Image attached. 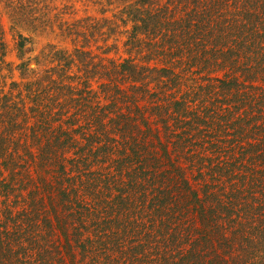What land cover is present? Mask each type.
I'll return each instance as SVG.
<instances>
[{"label":"trees","instance_id":"obj_1","mask_svg":"<svg viewBox=\"0 0 264 264\" xmlns=\"http://www.w3.org/2000/svg\"><path fill=\"white\" fill-rule=\"evenodd\" d=\"M125 12V47L147 55L97 59L109 102L80 138L58 123L83 105V51L1 91L0 264H264V0ZM29 116L32 136L12 138Z\"/></svg>","mask_w":264,"mask_h":264},{"label":"rangeland","instance_id":"obj_2","mask_svg":"<svg viewBox=\"0 0 264 264\" xmlns=\"http://www.w3.org/2000/svg\"><path fill=\"white\" fill-rule=\"evenodd\" d=\"M136 1L0 0V96L1 91L11 95L15 93V90L9 89L12 81L26 82L27 79L43 78L45 70L62 64L58 60L61 53L57 56L54 54L56 51H63L62 55L71 56L77 49L83 51L90 62L88 67H84L85 61L77 62L75 58L74 65L70 66L72 81L76 88L83 90L80 93L83 105L72 101L74 107L70 108L69 113L63 115L58 123L62 124L63 129H73V138H80L74 130L88 123L93 114L92 107L109 102V99H104L106 93H102L99 88L102 79L97 77L98 74L94 75L96 69L92 71L97 59H102V63L106 64L111 60L120 62L127 56H140L142 61L147 55L146 50L138 53L133 49L128 52V46L124 45L133 25L131 15L128 16L125 10ZM136 7L138 6H134V9ZM112 28L114 31L111 32ZM20 36L26 38L24 52L18 47ZM83 57L86 56L82 55ZM22 61H25L31 70L24 76L18 68ZM148 64L153 65L155 61L151 60ZM225 72L223 68L209 72L204 78V73L195 74V77L199 78L201 84H215L214 80L223 77ZM85 81L89 84L88 87ZM75 110H80L79 115H73ZM33 122L34 119L29 116L22 123L26 135L15 131L12 138L23 140L32 136L30 127ZM35 132L38 135V131Z\"/></svg>","mask_w":264,"mask_h":264}]
</instances>
